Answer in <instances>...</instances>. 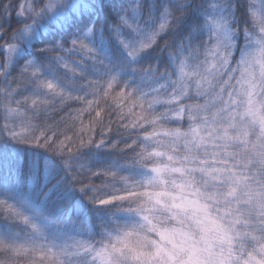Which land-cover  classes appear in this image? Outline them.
<instances>
[{
  "label": "snow or ice",
  "instance_id": "snow-or-ice-1",
  "mask_svg": "<svg viewBox=\"0 0 264 264\" xmlns=\"http://www.w3.org/2000/svg\"><path fill=\"white\" fill-rule=\"evenodd\" d=\"M0 133L66 170L0 195V264H264V0H0Z\"/></svg>",
  "mask_w": 264,
  "mask_h": 264
},
{
  "label": "trees",
  "instance_id": "trees-1",
  "mask_svg": "<svg viewBox=\"0 0 264 264\" xmlns=\"http://www.w3.org/2000/svg\"><path fill=\"white\" fill-rule=\"evenodd\" d=\"M112 160L113 157L107 149L91 148L81 150L73 157L72 163L94 167L109 164ZM45 162L54 165L57 174L65 176L63 160L58 155L49 153L37 145L19 144L0 133V195H5L9 199L28 198L26 166L35 163L42 167ZM66 179L70 180V176H66ZM90 208H93L91 202L76 189L68 194L64 206L60 209V219H75L77 215L83 213L90 225L95 226L97 216L102 218L106 213L94 211L89 213Z\"/></svg>",
  "mask_w": 264,
  "mask_h": 264
}]
</instances>
